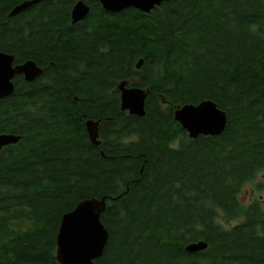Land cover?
<instances>
[{
	"label": "trees",
	"instance_id": "16d2710c",
	"mask_svg": "<svg viewBox=\"0 0 264 264\" xmlns=\"http://www.w3.org/2000/svg\"><path fill=\"white\" fill-rule=\"evenodd\" d=\"M23 1L0 0V51L44 72L16 75L0 99V133L21 136L0 150V264H59L63 214L104 196L96 264H264V203L241 200L264 170V0H167L150 13L92 0L77 23V0L11 16ZM123 81L147 91L144 116L121 108ZM205 99L226 128L190 138L175 109Z\"/></svg>",
	"mask_w": 264,
	"mask_h": 264
},
{
	"label": "water",
	"instance_id": "95a60500",
	"mask_svg": "<svg viewBox=\"0 0 264 264\" xmlns=\"http://www.w3.org/2000/svg\"><path fill=\"white\" fill-rule=\"evenodd\" d=\"M40 0H27L16 5L10 15L15 16ZM88 1L77 0L72 7L73 23L84 20L89 12ZM103 8L112 13L121 12L128 8H135L150 13L156 6L167 0H99ZM143 60L136 66L140 68ZM44 69L34 60H27L15 64L14 55L0 51V99L10 96L15 89L14 78L23 75L27 81H34L40 77ZM121 91V108L133 115L146 114L147 91L137 86H127L123 81L119 84ZM175 120L185 129L190 138L199 135H219L227 125V113L211 99H205L197 104L187 103L179 105L174 112ZM100 121L88 119L86 130L95 145H99ZM21 136L12 133H0V150L9 144L16 143ZM107 196L91 197L79 201L76 206L63 214L57 234L56 257L59 264H96L107 246L110 233L102 221V214L106 210ZM207 247V242L189 243L186 250L196 253Z\"/></svg>",
	"mask_w": 264,
	"mask_h": 264
},
{
	"label": "rangeland",
	"instance_id": "374dc122",
	"mask_svg": "<svg viewBox=\"0 0 264 264\" xmlns=\"http://www.w3.org/2000/svg\"><path fill=\"white\" fill-rule=\"evenodd\" d=\"M256 198L261 199L264 203V170H261L252 181L247 182L241 192V200L245 204ZM220 219L227 226L237 222V220L226 222L222 217Z\"/></svg>",
	"mask_w": 264,
	"mask_h": 264
},
{
	"label": "flooded vegetation",
	"instance_id": "af4514ba",
	"mask_svg": "<svg viewBox=\"0 0 264 264\" xmlns=\"http://www.w3.org/2000/svg\"><path fill=\"white\" fill-rule=\"evenodd\" d=\"M99 139H100V133H99ZM100 145V144H99ZM99 145H97V146H99Z\"/></svg>",
	"mask_w": 264,
	"mask_h": 264
}]
</instances>
